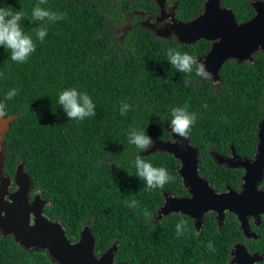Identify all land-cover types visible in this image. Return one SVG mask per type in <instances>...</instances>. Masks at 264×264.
I'll list each match as a JSON object with an SVG mask.
<instances>
[{
  "label": "trees",
  "instance_id": "trees-1",
  "mask_svg": "<svg viewBox=\"0 0 264 264\" xmlns=\"http://www.w3.org/2000/svg\"><path fill=\"white\" fill-rule=\"evenodd\" d=\"M204 1L176 0V19L190 21L202 12ZM250 1L221 0V5L242 22L253 15ZM37 3L0 0V8L25 13L21 26L36 43L24 64L13 62L10 50L0 47V102L6 105L5 118L16 116L3 135L5 170L12 174L17 162L23 164L33 190L48 201L47 215L61 223L71 242L88 224L96 256L116 245V264H228L232 243L242 238L229 214L220 230L213 214H205L199 233L185 215L171 214L154 223L143 214L145 209L154 214L163 191L184 195L176 171L179 161L165 152L141 155L128 133L136 127L154 142L168 140L171 109L187 104L197 117L188 139L198 150L199 172L222 188L238 173L217 165L210 152L225 155L229 144L240 151L242 135L255 130L259 101L264 100V58L226 62L216 84L178 72L168 63L167 49L198 58L210 43L163 40L139 24L136 14H156L157 0H47L42 7L65 18L49 25L41 43L32 33L40 23L31 19ZM123 25L130 30L120 39L116 32ZM67 88L88 94L96 116L67 119L57 103ZM12 89L18 92L7 100ZM122 102L130 105L125 115L120 114ZM138 155L165 167L174 179L147 190L134 166ZM132 200L139 207L126 206ZM181 222L184 230L178 235ZM0 264L53 263L45 251H26L12 237L0 236Z\"/></svg>",
  "mask_w": 264,
  "mask_h": 264
},
{
  "label": "water",
  "instance_id": "water-1",
  "mask_svg": "<svg viewBox=\"0 0 264 264\" xmlns=\"http://www.w3.org/2000/svg\"><path fill=\"white\" fill-rule=\"evenodd\" d=\"M250 5L255 12L254 16L242 24L236 23L233 12L222 7L221 0H205L202 12L188 22H181L173 16L168 28L146 24L142 26L163 40L171 39L170 35L175 34V39L180 44L210 42V49L198 59L205 63L207 71L211 73L210 81L216 84L220 81L219 73L226 62L233 60L240 64L251 61V54L264 43V2L256 0ZM159 6L162 4L159 3ZM15 119L16 116L0 119V140ZM168 131L169 140L155 141L153 147L141 155L165 152L179 161L177 172L189 197L177 198L166 193L159 211L160 216L170 213L185 215L193 220L195 229L199 231L207 212L215 213L219 224L225 211L235 213L243 228V217L247 211H264V194L255 190L263 166L258 157L249 164L247 160L242 161L236 156L234 150L232 157H223L213 152L211 155L217 164L246 169L242 177V194L232 190L217 194L209 186L207 179L199 175L197 148L190 143L188 137L182 139L171 133L170 128ZM174 140L180 143H173ZM4 149V142H0V172L5 159ZM23 170V165L18 164L14 175L16 191L13 193L8 191L10 185H0V236H11L26 251H45L54 264H116V245L109 247L99 257L94 255L95 238L88 224L82 227L78 240L71 242L61 223L44 213L48 201L40 192H36L33 202L29 203L28 193L33 185L31 178ZM258 261H261L259 257L249 255L243 247L231 253L230 264H253Z\"/></svg>",
  "mask_w": 264,
  "mask_h": 264
},
{
  "label": "clouds",
  "instance_id": "clouds-1",
  "mask_svg": "<svg viewBox=\"0 0 264 264\" xmlns=\"http://www.w3.org/2000/svg\"><path fill=\"white\" fill-rule=\"evenodd\" d=\"M46 4L47 0H38V3L31 10L32 21L40 22L37 27L32 29V33L41 43L47 36L49 25L65 18L64 13L42 7V5ZM24 16L25 13L22 10L15 11L11 7L0 8V47L10 50L11 60L18 64L27 63L30 56L36 51L33 35L26 34L21 26L20 22ZM170 36L173 39L176 38L175 34H171ZM166 54L168 63L178 72L188 75L194 73L195 76L200 77L202 80L211 78V73L207 71L205 63L195 56L181 52L175 48L167 49ZM183 83L187 86L190 81L185 79ZM17 92L18 89H12L6 94L5 98L11 100ZM57 103L66 114L67 119L83 121L85 118L96 116L95 104L91 97L86 93L79 92L76 88L62 90L58 95ZM5 108L6 105L0 102V119H3L7 115ZM129 109L130 105L122 102L120 114L125 115ZM196 118L195 113L189 112L187 104L182 107H173L171 109L169 124L171 133L182 139H186ZM128 141L143 152L149 150L154 145L153 139L146 134L145 130L138 131L136 127L129 129ZM173 143H180V141L174 140ZM134 166L137 171V177L145 182L146 189L149 191L163 188L165 184L174 179L169 174L168 169L154 166L141 155L136 156ZM126 206L139 207V203L132 200L130 203H126ZM143 214L149 220L154 219L146 209ZM183 230V222L178 223L176 225L177 234H181ZM208 247L214 251L211 243H209Z\"/></svg>",
  "mask_w": 264,
  "mask_h": 264
},
{
  "label": "flooded vegetation",
  "instance_id": "flooded-vegetation-1",
  "mask_svg": "<svg viewBox=\"0 0 264 264\" xmlns=\"http://www.w3.org/2000/svg\"><path fill=\"white\" fill-rule=\"evenodd\" d=\"M159 1H160V3H162L161 7L159 6ZM253 1H256V0H253ZM251 2L252 1H250V3ZM262 2H264V1H262ZM157 8H158V12L156 14H153V15H148L145 13L144 14H141V13L137 14L136 21L141 25L146 24V26L147 25H154L155 27L168 28L169 24L171 23V19L173 18V16L176 19V16H175V13L177 10L176 0H162V1L157 0ZM225 8H227V7H225ZM250 8L253 11V15H252V17H253L255 12H254L253 8L251 7V5H250ZM161 15H165V16L160 18L159 16H161ZM250 19H248L246 21L238 22L235 18L237 24L245 23V22L249 21ZM131 26H134V25H131ZM123 35H125V34H123ZM210 46H211V43H210ZM251 57H252L251 61H243L241 63H253L257 57L264 58V43L262 45H260L255 52H253L251 54ZM262 58H261V61H262ZM230 61H233V60H230ZM263 74H264V70L262 69L261 76ZM263 102H264V100L260 99L259 104L262 105V108L260 109V112L258 111V114H257V121H256V125H255V130L253 132H251L249 129H247V132L244 135H242V140L244 141V143L241 145L240 151H237L232 144H229L228 145V153L225 155L220 154V155H223V157H232V150H234V153L236 154V156H239L242 161L247 160L249 162V164L254 162L258 157L259 161L262 163L263 166H262L261 178H260V181L258 182V184L256 185L255 190L257 192H261L262 194H264V106H263L264 104H263ZM248 118L252 119V117L250 115H248L247 119ZM262 126H263V129H262ZM0 142H2V143L4 142L3 135H2ZM4 145H5V143H4ZM212 153H213V151L210 152V155ZM4 156H5V149H4ZM211 157H212V155H211ZM18 163L19 162H17V165H18ZM17 165H16V167H17ZM217 165H219V164H217ZM178 166L176 167V171H177ZM219 166H222V167L227 168L229 170H233L235 175H236V172L238 173V175H236V176L234 175L235 176L234 178L233 177L231 178V183H233V185H231V183H224V185H222V188H217V186L212 184L208 178L202 176L199 172V169H198L199 175L202 178L207 179L209 186L212 187L214 192L217 194L226 193L229 190L236 191L237 194H240L243 191V189H242V183H243L242 177L246 173V169L240 168V167L229 168V167H226L225 165H219ZM23 169H24V166H23ZM23 171L26 172L25 170H23ZM239 172H240V175H239ZM15 173H16V168L12 174L8 173L5 170V159H4L3 166H2L1 172H0V185H10V187L8 188L9 193H13L14 191H16V186L14 184ZM235 181H236V184H234ZM181 188L183 190L184 195L176 196V195H173V194L168 193L166 191H163L162 203H161L160 207L152 215L154 217V219H153L154 223L162 220L163 218L168 217L171 214H177V213H170L167 216H160L159 211L163 205L164 195L166 193L169 194V196L177 197V198L189 197L187 190L182 185V181H181ZM35 193H36V191H34L33 188H32V190L30 189V191L28 193L29 203L33 202V196ZM5 200H7V197L5 198ZM47 206L44 207V210H43L46 215H47V213H46ZM205 214H213L218 230L221 229V227H222V225L226 219V216H228V214L237 223L238 231L240 232V235L242 238L238 239L232 243V245L230 247V258H229L228 264H230L231 253L239 247H243L244 250L249 255H251V256L256 255L257 257L260 258L261 261L255 262L253 264H264V211L261 212L258 209H256L255 211L254 210L247 211V213H245V215L243 217L245 220V225L243 228L241 227V223L238 222L237 215L235 213L225 211L223 214V219H222L220 224L218 223V220L216 219L215 213L207 212ZM205 214H204V216H205ZM204 216H203V222H202L200 230L202 229V226L204 223ZM50 219H52V218H50ZM52 220H55V219H52ZM191 221L193 222L192 219H191ZM193 225H194V222H193ZM194 228H195V226H194ZM200 230L199 231L196 230L197 233H199ZM8 237H11V236H8ZM96 257H99V255Z\"/></svg>",
  "mask_w": 264,
  "mask_h": 264
},
{
  "label": "rangeland",
  "instance_id": "rangeland-1",
  "mask_svg": "<svg viewBox=\"0 0 264 264\" xmlns=\"http://www.w3.org/2000/svg\"><path fill=\"white\" fill-rule=\"evenodd\" d=\"M159 3H160V1H159ZM136 16H137V14H136ZM128 18H131V15H129ZM128 30H130L129 26L128 25H126V26L123 25V26L119 27V29L117 30L116 34H117V36H119V38H121V36L123 34H125V32H127Z\"/></svg>",
  "mask_w": 264,
  "mask_h": 264
}]
</instances>
